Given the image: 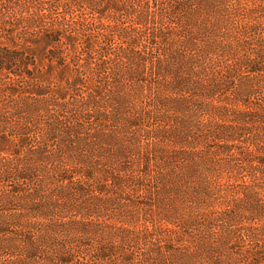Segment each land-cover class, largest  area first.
I'll use <instances>...</instances> for the list:
<instances>
[{"label": "trees", "instance_id": "1", "mask_svg": "<svg viewBox=\"0 0 264 264\" xmlns=\"http://www.w3.org/2000/svg\"><path fill=\"white\" fill-rule=\"evenodd\" d=\"M245 238L264 0H0V264H264Z\"/></svg>", "mask_w": 264, "mask_h": 264}, {"label": "rangeland", "instance_id": "2", "mask_svg": "<svg viewBox=\"0 0 264 264\" xmlns=\"http://www.w3.org/2000/svg\"><path fill=\"white\" fill-rule=\"evenodd\" d=\"M249 225V224H248ZM251 227V225L249 226V228ZM260 235V233L258 234ZM240 245H264V240H260L259 242L249 238H245V241L242 242Z\"/></svg>", "mask_w": 264, "mask_h": 264}]
</instances>
